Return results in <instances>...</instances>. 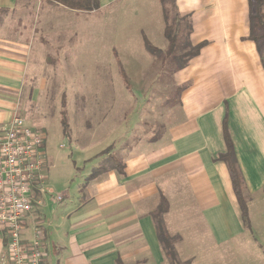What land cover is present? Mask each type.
Returning <instances> with one entry per match:
<instances>
[{"label":"crops","instance_id":"1","mask_svg":"<svg viewBox=\"0 0 264 264\" xmlns=\"http://www.w3.org/2000/svg\"><path fill=\"white\" fill-rule=\"evenodd\" d=\"M42 1L0 0V124L40 100L49 82L46 72L55 67L43 38L58 33L67 47L73 19L80 17L68 14L56 23L41 15L53 11L49 5L42 7ZM117 1L99 0V7L89 13ZM157 1L161 17L156 33L161 39L165 19L162 1ZM169 4L173 18L187 16L190 43L202 44L197 55L173 72V82L180 88L178 107L169 113L158 137L128 146L120 164L112 160L103 165L97 139L88 137L83 146L96 152L97 159L90 162L84 184L73 190L52 192L46 162V191L34 195L32 216L23 230L29 237L35 217L42 230V264L169 263L157 235L158 215L173 238L172 262L188 258L206 244L238 242L245 253L241 247L245 242L254 248L249 264H264L255 246L264 221L260 225L253 219L254 210L264 209V62L249 38L248 0ZM51 21L60 30L62 26V32L46 29ZM224 119L248 198L249 227L241 220L228 169L216 158L226 150ZM57 193L64 194L61 201L55 199ZM200 227L207 239L197 235ZM3 245L0 233V264Z\"/></svg>","mask_w":264,"mask_h":264},{"label":"rangeland","instance_id":"2","mask_svg":"<svg viewBox=\"0 0 264 264\" xmlns=\"http://www.w3.org/2000/svg\"><path fill=\"white\" fill-rule=\"evenodd\" d=\"M42 2V7L49 5L53 11H42L41 15H48L56 23L68 14L73 18L80 16L73 19L70 31L76 35L71 33L67 47L62 45L64 40L58 33L50 34L44 40L41 37L47 42L48 57L55 67L46 72L49 82H46L40 100L20 113L27 118L29 126L44 131V156L50 166L48 182L55 188L52 192L56 193L62 189L73 190L86 181L85 172L90 162L97 159L96 152L83 146L88 137L97 139L102 149L97 153L104 156L102 164L105 166L112 164V159L107 156L116 157L115 162L120 164L128 146L158 137L167 116L178 107L179 90L169 69L176 63L168 64L169 57L165 59L164 52L167 41L156 33V22L161 17L157 0H119L101 6L95 14L71 12L68 10L73 9L62 4ZM165 12L172 23L174 9L169 2ZM52 23L46 29L62 32V26L60 30ZM77 32H80L78 38ZM144 35L150 37L147 41L160 48L163 54L153 56L145 46ZM62 117L67 121L66 129ZM96 131L98 135L89 136V132ZM91 153L94 157L89 160ZM253 219L261 225L264 209L258 213L254 210ZM197 235L207 239L203 227ZM255 236V246L264 257V230H258ZM172 239L169 236L166 242L161 241L164 255L169 260L162 264H249L248 256L254 253L252 246H244L245 242L241 244L245 253L238 242L219 246L206 244L198 252H191L188 258L172 262L175 257L169 253ZM167 242L169 244L165 246ZM195 249L192 247L193 251Z\"/></svg>","mask_w":264,"mask_h":264},{"label":"built area","instance_id":"3","mask_svg":"<svg viewBox=\"0 0 264 264\" xmlns=\"http://www.w3.org/2000/svg\"><path fill=\"white\" fill-rule=\"evenodd\" d=\"M45 134L14 114L0 124V233L4 240L1 264H42V230L35 217L31 234L23 236L32 216L35 194L46 191ZM64 194L55 196L61 201Z\"/></svg>","mask_w":264,"mask_h":264},{"label":"trees","instance_id":"4","mask_svg":"<svg viewBox=\"0 0 264 264\" xmlns=\"http://www.w3.org/2000/svg\"><path fill=\"white\" fill-rule=\"evenodd\" d=\"M49 2H55L58 4H62L70 9L78 10V11H86L90 12L96 10L99 7V0H48ZM163 4L164 10V19H165V29H164V36L167 41V47L164 51L166 53V58L169 57V63L172 64V61H175L174 68H169L173 73L175 69H179L186 65L188 60L193 56L197 55L201 43L197 45H192L189 40V30H190V23L187 16L178 18L177 14L173 20H178L175 22L170 23L169 17L167 12H165V3L173 0H161ZM248 19H249V26H250V35L249 38L254 41L256 44L257 50L260 54L262 61L264 62V0H248ZM177 22V23H176ZM145 46L149 49L150 53L154 54L155 56L157 53H162L160 48H156L151 45L147 40H145ZM178 53V54H175ZM163 54V53H162ZM180 88H178L179 90ZM62 125L64 128H67V121L62 117ZM44 132V131H43ZM223 140L225 143L226 150L224 153L219 154L216 158L220 161H223L228 169L232 190L235 194L237 199L239 209H240V217L243 224L246 227H249V215H248V198L244 195V183L241 176V172L238 168L236 156L234 152V147L228 133L226 127V121L223 120ZM113 158V157H112ZM109 156V159H112ZM115 158V157H114ZM113 162L116 161V159ZM118 170L121 171V166L118 165ZM95 173V172H94ZM264 189V187H263ZM165 208V207H164ZM162 211V209H160ZM161 213V212H160ZM157 235L161 241L166 242L169 238L164 226L161 222V219L158 215L157 220ZM169 242L165 244L168 246ZM169 253L172 255L173 250L172 246L169 245Z\"/></svg>","mask_w":264,"mask_h":264}]
</instances>
